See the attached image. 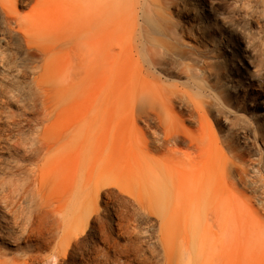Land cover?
<instances>
[{"label": "rangeland", "instance_id": "rangeland-1", "mask_svg": "<svg viewBox=\"0 0 264 264\" xmlns=\"http://www.w3.org/2000/svg\"><path fill=\"white\" fill-rule=\"evenodd\" d=\"M204 2L206 7L215 5L223 16L235 18L234 0ZM251 2L252 15H259L258 24L251 21L254 37L244 28H235L228 33L227 44L220 45L223 58L240 71L237 78L244 83L238 95L246 98L244 107L230 114L229 121L220 120L219 129L214 125V133L203 129L200 150L181 145L180 151L169 153V120H161L160 109L165 103L169 107V62L166 68L163 65V76L155 75L161 92L166 93L163 97L152 99L148 94L155 88L152 83L131 80L128 62L136 56L128 54L113 58L115 65L123 63L126 73L110 74L108 80L115 90L122 84L129 90L141 85L146 94L138 95L135 105L131 101L92 105L82 77L70 98L72 92L63 94L65 117L84 125L80 129L86 136L83 149L105 158L104 184L87 199L91 215L82 222L80 244L66 264H177L165 259L160 239L162 221L168 217L180 219L200 235L201 253L196 256L191 249L189 264H264V88L250 76L252 61L255 64L264 53V12L258 0ZM7 7L13 12L8 13ZM71 11L63 0H0V166L7 165L17 174L14 179L25 189L21 201L26 206L33 185L28 173L32 164L29 148H15L13 143H26L34 132L42 99L37 86L77 81H73L77 60L61 49L67 36L64 23L73 19ZM23 19L38 21L45 29H26L22 23L19 27ZM227 23L226 19L221 24ZM131 42L128 38L124 44H130L135 53ZM134 94L131 90L126 97ZM99 116L104 118L103 126ZM186 126L201 127L198 123ZM191 182L208 183L213 190L196 212L188 211L193 207V194L175 200L169 192L170 183L188 191ZM227 196L233 212L225 205ZM29 250L25 243L0 240V258L5 261ZM48 252L49 248L42 247L41 257L32 264H57L53 258L44 259Z\"/></svg>", "mask_w": 264, "mask_h": 264}, {"label": "bare ground", "instance_id": "bare-ground-1", "mask_svg": "<svg viewBox=\"0 0 264 264\" xmlns=\"http://www.w3.org/2000/svg\"><path fill=\"white\" fill-rule=\"evenodd\" d=\"M63 1L72 9L73 19L64 23L67 36L62 39L61 49H67L76 58L73 81H77L71 85L64 80L53 87L37 86L42 99L34 132L26 143L22 140L13 143L15 148L21 145L29 148L27 155L32 164L28 173L33 184L28 192L30 205L21 201L25 189L14 179L17 174L7 165L0 166V240L25 243L31 248L10 261L0 258V264H32L41 257L38 251L42 247L49 248L44 259L53 258L57 264H66L70 253L80 244L84 231L81 224L91 215L87 199L105 181V158L83 149L87 145H84L86 136L80 134L84 125L80 121L71 122L62 108L63 94L72 92L70 98L77 91L79 77L86 82L92 105L130 101L135 105L137 96L145 95L146 91L138 85L131 89L134 97H126L131 90L125 85L115 90L109 84V75H124L127 69L123 63L115 65L113 58L125 54L136 56L128 62V76L138 84L152 83L155 88L148 89L152 99L166 95L161 92L157 73L169 62V107L160 101L161 120H169V153L180 151L181 145L200 150L203 129L214 133V125L217 127L220 120L229 121L230 114L243 108L246 100L238 95V88L244 83L237 78L240 71L232 61L223 58L220 45L227 44L226 37L235 28H244L254 37L251 21L258 24L259 15H252L251 0H234L235 18L223 16L213 4L206 7L204 0ZM217 1L227 3V0ZM258 3L262 7L260 12H264V0ZM11 10L7 7L8 13ZM226 19L227 25L221 24ZM21 23L26 29H45L38 21L23 19L19 27ZM124 36L135 44V53L130 44H124L128 38L122 42ZM250 66L253 68L250 76L264 88V53ZM98 119L103 126L104 118ZM185 123H198L201 127L193 130ZM189 184L186 191L182 185L170 183L169 192H173L175 200L181 195L193 194V207L188 211L196 212L213 190L205 182ZM57 194H60L58 198ZM231 204V197L227 196L225 205L229 208ZM161 231L160 239L169 263L189 264L191 249L196 256L200 255V235L180 219L163 220Z\"/></svg>", "mask_w": 264, "mask_h": 264}]
</instances>
